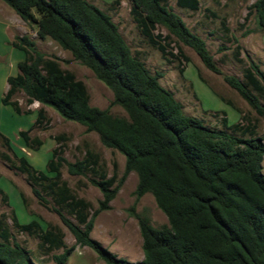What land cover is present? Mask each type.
I'll return each instance as SVG.
<instances>
[{"label": "trees", "instance_id": "16d2710c", "mask_svg": "<svg viewBox=\"0 0 264 264\" xmlns=\"http://www.w3.org/2000/svg\"><path fill=\"white\" fill-rule=\"evenodd\" d=\"M29 24L37 25V36L51 38L89 67L114 93L128 117L113 115L94 106L86 84L62 68L57 58L46 57L28 36H17L13 45L25 54L17 64L18 72L7 78L8 89L2 97L18 113L23 110L14 97L23 93L29 106L34 102L52 107L66 120L86 126L99 134L108 148L125 155V174L119 182L108 174L101 155L87 149L76 162H68L58 148L48 160L50 171L59 175L63 163L74 175L90 174L103 198L89 218V203L77 198L65 181L52 178L36 168L25 156L20 169L37 183H49L57 201L74 211L81 224L63 221L81 245L92 247L107 264H264V142L255 135L238 136L239 123L223 118L224 129L206 125L200 118L185 113L182 103L160 83V73L152 74L137 57L111 16L89 0H3ZM132 14L150 43L164 56L174 54L171 42L192 47L204 64L222 73L204 38L194 33L166 0H131ZM181 7L199 9V0H178ZM264 30V0L253 4ZM165 27V36L156 30ZM180 54L183 55L182 49ZM245 81L224 75L234 88L264 117V71L252 58L246 67ZM40 108L36 124L44 119ZM21 130L25 145L38 148L43 140ZM0 138L10 145L0 130ZM138 174L137 198L151 192L167 215L169 224L156 228L141 216L145 257L130 261L118 257L90 236L94 219L110 208L124 178ZM35 193L44 201L37 189ZM0 192H3L0 187ZM15 224L37 233L49 249L63 246V235L45 230L37 221ZM0 264H37L29 249L12 240L7 226H0ZM70 250L55 255L57 264H66Z\"/></svg>", "mask_w": 264, "mask_h": 264}, {"label": "rangeland", "instance_id": "374dc122", "mask_svg": "<svg viewBox=\"0 0 264 264\" xmlns=\"http://www.w3.org/2000/svg\"><path fill=\"white\" fill-rule=\"evenodd\" d=\"M89 1L111 16L133 53L150 72L161 74L160 83L182 103L186 114L198 117L216 129H224L223 118L227 117L230 124L239 123L241 126L240 130L230 132L245 137L255 135L264 142V117L224 79V75L229 74L245 81L244 72L249 58L264 71V30L253 9L256 0H199L197 10L179 6L178 0H166L186 25L205 39L222 73L210 70L192 47L182 43L171 42L169 47L178 56H164L141 32L131 12V0ZM156 33L165 36L168 31L160 26ZM17 36H28L46 57L57 58L62 68L82 80L92 105L107 109L113 115L128 117L125 109L115 102L113 91L89 67L55 40L40 39L36 24L26 23L14 9L0 0V130L10 140L9 145L0 138V187L3 190L0 192V226H7L12 240L29 249L37 264H57L55 255L67 250L70 254L66 264H107L92 247L77 242L56 209L82 228L85 225L80 223L69 206L58 203L56 194L48 187L49 183L38 184L20 169V157L25 156L52 180L65 181L77 198L89 203L86 212L91 218L99 208L102 191L90 181V174H71L66 162L58 176L50 171L47 162L53 156V150L58 148L57 156L62 155L68 162H76L90 148L101 155L109 177L115 176L117 182L125 174V155L106 147L98 133L87 131L86 126L79 122L64 119L52 107L39 102L28 106L23 93L17 94L14 99L19 100L24 111L30 109V113H18L12 106L3 104L2 97L8 89L7 78L18 72L17 64L25 58L24 52L13 45ZM42 107L46 117L36 124L38 110ZM21 130H30V136L41 138L43 144L38 148L27 147L20 135ZM138 182L135 171L124 178L110 208L98 213L90 232L93 239L112 253L134 262L145 257L137 215L156 228L169 224L167 215L151 192L137 198ZM35 189L46 201L35 193ZM15 217L21 223L37 220L45 230L63 235V246L49 249V244L42 245V238L37 233L22 230L15 224Z\"/></svg>", "mask_w": 264, "mask_h": 264}]
</instances>
